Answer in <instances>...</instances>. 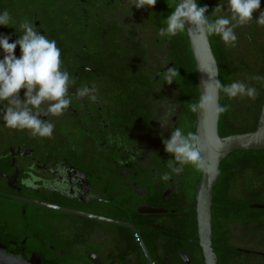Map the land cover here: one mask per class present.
<instances>
[{"label":"flooded vegetation","instance_id":"flooded-vegetation-1","mask_svg":"<svg viewBox=\"0 0 264 264\" xmlns=\"http://www.w3.org/2000/svg\"><path fill=\"white\" fill-rule=\"evenodd\" d=\"M220 4L223 9L213 15ZM204 6L210 20L229 15L227 0H205ZM5 10L12 22L0 25V36L10 37V43L22 34L19 25L25 20L56 41L62 70L70 76L72 102L59 117H41L55 126L50 138L8 129L0 115V264H156L154 256L166 264H204L196 221L202 171L185 166L169 181L160 179L174 159L163 140L177 127L197 134V113L188 104L200 94L194 92L193 67L184 72L173 37L158 35L157 4L137 9L129 0H0V14ZM260 11L264 0L249 24L234 29V47L209 36L221 84L240 81L254 87L257 96L264 91V26L256 22ZM20 54L17 46L15 55ZM173 67L178 74L168 84L165 71ZM253 77L261 79L248 83ZM82 86L95 89L94 102L77 99ZM5 103L0 102V113ZM220 105H229L231 114H220L219 135L247 133L232 127L231 110L239 104L227 103L220 91ZM250 105L251 128L258 105ZM222 164L212 207L217 264H225L216 248L236 233L233 223L242 230L234 235L240 242L263 239L264 244L251 212L239 215L250 208L226 198L237 183L242 185L238 190L253 192L243 188L253 173L230 178L231 166L222 173ZM183 222L191 225V237L178 235ZM235 250L240 253L237 264L259 256Z\"/></svg>","mask_w":264,"mask_h":264},{"label":"clouds","instance_id":"clouds-1","mask_svg":"<svg viewBox=\"0 0 264 264\" xmlns=\"http://www.w3.org/2000/svg\"><path fill=\"white\" fill-rule=\"evenodd\" d=\"M129 3L137 9H146L154 8L157 0H129ZM260 7L261 0H227L226 11L229 15L210 20L207 6H200L196 0H178L166 19V27H162L158 35L170 40L188 27L200 34L219 36L226 47H234L237 41L234 29L249 24ZM222 9L223 6L218 5L213 10V15ZM11 22L12 18L7 10L0 14V25L7 27ZM256 22L264 26V11H260ZM19 28L22 34L14 42L10 43L8 36H0V48L4 52L3 59H0V102H6L0 115L8 129L28 130L34 138H50L55 126L41 117H59L68 109L72 102L68 97L70 76L67 71L62 70L61 51L55 40H49L46 35L36 31L27 20ZM17 46L21 53L19 58L15 55ZM177 74L175 67L169 68L165 71L164 78L171 84ZM203 88L204 93L197 102L188 104L192 113L209 109L214 110L217 115L226 113L229 106L219 105L218 91H223L229 99L244 96L255 99L257 96L254 87L240 81L223 85L219 80L212 79L211 82L205 81ZM22 89L26 90L23 100L20 98ZM94 92L95 89L82 86L77 90L76 96L77 99L88 97L94 102L97 99ZM42 105H47L46 109ZM163 144L165 151L174 156V159L168 161L170 172L160 176L162 181H169L173 173H183L185 166H191L197 171L205 170V146L198 134H185L177 127L169 139L163 140Z\"/></svg>","mask_w":264,"mask_h":264},{"label":"water","instance_id":"water-1","mask_svg":"<svg viewBox=\"0 0 264 264\" xmlns=\"http://www.w3.org/2000/svg\"><path fill=\"white\" fill-rule=\"evenodd\" d=\"M185 31L195 62V74L201 96L204 93L203 83L205 81L211 82L212 79L220 81L219 66L210 37L188 27ZM217 98L220 105V91H218ZM219 121L220 114L217 115L212 109L197 113V134L205 146L203 155L206 160V168L202 171L196 192L197 232L204 264H217V255L213 249L212 207L214 189L220 176V166L233 152L264 151V104L257 128L253 132L221 137ZM258 207L264 209V205ZM182 256L188 259L185 252Z\"/></svg>","mask_w":264,"mask_h":264},{"label":"rangeland","instance_id":"rangeland-1","mask_svg":"<svg viewBox=\"0 0 264 264\" xmlns=\"http://www.w3.org/2000/svg\"><path fill=\"white\" fill-rule=\"evenodd\" d=\"M204 1L205 0H197L200 6H204ZM212 1L216 3V0H212ZM175 5H176L175 0H157V9L160 15V21H161L162 27H166V19L172 13ZM185 33L186 32L184 31L183 33L173 37L171 41L173 42V44L177 45V47L179 48L178 49L179 55L182 57L181 62L183 65L184 72L187 73L190 70V65H192V67L194 66V70H193L194 79H195L194 92L197 95L198 85L196 82L195 62L193 60V56H191L189 40L187 39ZM188 53L190 54V56ZM247 81L248 83L251 82L254 84L257 81V79L255 80L252 78V80H250V78H248ZM229 84H230L229 80L226 81L225 85H229ZM196 85H197V88H196ZM226 100H227V103H229V100H230V102L236 105L239 104V107L235 105L236 107H234V109L231 110V111H234L232 115L234 125L232 124V127L236 129L237 131H250V126H248L249 124L247 123L248 122L247 117L249 115V108H250L249 106H251L250 103L256 102L258 105V109H259V106L264 100V91H262L261 94L259 93L257 98L255 99H250L246 96H244L243 98L237 97L235 99H229L226 96ZM226 114L230 115L231 114L230 110H228ZM227 166H231L230 170L232 172L229 176L230 178H240L242 173H245L246 175L251 172L253 173L252 176L249 175L248 181H246V183L243 186V188L247 191H249L251 187L253 188L254 195L252 197L248 196L244 190H238V188H240L242 185L236 182L237 185L239 186L233 189L231 187L230 189L228 188V192H227L228 194L226 193V196H227L226 198L230 197L234 201V203L241 202V204L244 203L247 206V208H250V210H247V211L244 209H241L239 213L240 217H245L249 215V213L251 212L255 221L257 222L255 223L256 227H258V230H256V234L258 235V233H260V235H262L263 233L264 235V209H260L258 207L260 205H264V178H263L264 177V153L262 154L252 153L251 154V153H243V152H233L225 159L224 163L222 164V173L223 171L226 172ZM239 180L240 179H238L237 181ZM251 204H252V207H249ZM191 228H192L191 225H189L186 222L185 223L183 222L181 225V229L178 230L179 231L178 235L180 237H186V238L191 237L192 236ZM232 230L236 233L235 234L230 233L229 239H227L228 240L227 242L230 245H232L233 247L235 246L238 248L247 249L248 251H252L251 253L254 252L255 254H258V252L256 251L264 253V244H262L263 242L261 241L263 239L261 240L258 239L257 241H252V242H240L242 240H240L237 237V236H240V233L242 231L240 226L233 223L231 225V231ZM152 231L153 230H150V232ZM234 235H237V236H234ZM217 240L220 241L219 239ZM220 242H225V241L221 240ZM247 258L253 264H264V258L262 257L251 256V258L249 257ZM247 258H244L242 260V264H251L248 262L244 263L245 259ZM154 261L156 264H166L165 262L160 261L156 256H154ZM178 264H182L180 263V260H178Z\"/></svg>","mask_w":264,"mask_h":264},{"label":"trees","instance_id":"trees-1","mask_svg":"<svg viewBox=\"0 0 264 264\" xmlns=\"http://www.w3.org/2000/svg\"><path fill=\"white\" fill-rule=\"evenodd\" d=\"M177 3V0H175V4ZM186 32V31H185ZM185 35H186V37H187V39H188V36H187V34L185 33ZM193 70H194V66H193ZM193 80L195 81V79H194V73H193ZM196 82H197V79H196ZM196 88H197V85H196ZM200 94V93H199ZM263 103H264V100H263V102L261 103V105L259 106V109H258V112H257V123L253 126V127H251L250 128V131H240V132H242V133H244V132H253V131H255L256 130V128H257V125H258V120H259V117H260V114H261V108H262V106H263ZM241 152H243V153H257V154H262V153H264V151H258V152H254V151H241ZM264 178V177H263ZM248 195H254V193L253 192H251L250 194H249V192H248ZM217 233L218 232H216V235H217ZM197 240V239H196ZM217 240V239H216ZM219 246L220 247H217L216 249H217V251L220 253V255H221V257L220 258H222V261L225 263V264H237L238 263V261H237V258H238V255H240V253H239V251L238 250H235V246L233 247L232 245H230L228 242H221V243H219ZM226 246H228V247H230L231 248V250H226V249H230V248H226ZM198 248L201 250V248H200V246L198 245ZM236 251H238V252H236ZM252 254V253H251ZM253 254H255L254 252H253ZM257 255H259L260 257H263L264 258V255H262V253L261 252H259ZM237 261V262H236Z\"/></svg>","mask_w":264,"mask_h":264}]
</instances>
